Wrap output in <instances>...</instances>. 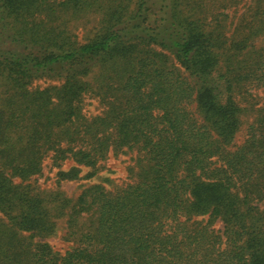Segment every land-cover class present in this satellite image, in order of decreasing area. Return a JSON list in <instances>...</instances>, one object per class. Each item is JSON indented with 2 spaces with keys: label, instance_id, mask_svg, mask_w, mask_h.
Listing matches in <instances>:
<instances>
[{
  "label": "trees",
  "instance_id": "obj_1",
  "mask_svg": "<svg viewBox=\"0 0 264 264\" xmlns=\"http://www.w3.org/2000/svg\"><path fill=\"white\" fill-rule=\"evenodd\" d=\"M262 38L264 0H0V264H264ZM125 151L123 188L38 185Z\"/></svg>",
  "mask_w": 264,
  "mask_h": 264
},
{
  "label": "rangeland",
  "instance_id": "obj_2",
  "mask_svg": "<svg viewBox=\"0 0 264 264\" xmlns=\"http://www.w3.org/2000/svg\"><path fill=\"white\" fill-rule=\"evenodd\" d=\"M72 33L75 35L80 43L87 42L93 38L98 31L99 19L98 16H89L79 21L72 22L70 25ZM258 45H264V38L258 41ZM59 80L40 79L36 80L33 84L34 87H46L48 85L59 84ZM254 91L259 94V101L264 102V87L255 88ZM85 110L90 116H95L100 113L101 106L97 99L89 98L86 100ZM259 105V104H258ZM244 135L241 132L237 136L236 143H240ZM136 162V155L132 151H125L118 157L111 156L107 161L103 163V166L99 169L98 173L92 177H86L91 171L88 168L81 169V177L75 179H59V171L69 170L74 168L75 163L67 162L61 168H53L51 161L46 160L44 163V173L42 176L37 177V182L40 187L46 190H52L61 195L77 197L84 188L93 184H103L107 190L114 191L125 187L132 179L130 170ZM76 167V166H75ZM86 177V178H85ZM16 182H20L16 180ZM66 219L59 218L57 220V228L54 234L44 239L52 251L57 255L64 254L67 250L74 246L73 241L68 238L66 229ZM222 229V224L218 223L217 227Z\"/></svg>",
  "mask_w": 264,
  "mask_h": 264
}]
</instances>
